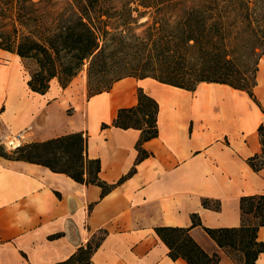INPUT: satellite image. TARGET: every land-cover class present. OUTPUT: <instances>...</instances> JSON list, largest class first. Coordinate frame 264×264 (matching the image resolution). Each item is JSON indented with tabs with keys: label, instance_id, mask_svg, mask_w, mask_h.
<instances>
[{
	"label": "crops",
	"instance_id": "obj_1",
	"mask_svg": "<svg viewBox=\"0 0 264 264\" xmlns=\"http://www.w3.org/2000/svg\"><path fill=\"white\" fill-rule=\"evenodd\" d=\"M30 78L21 56L0 48V144L18 135L25 143L83 131L88 156L100 159V177L115 186L103 193L46 165L0 156V264H55L99 229L107 234L94 264H189L169 255L156 227L191 226L194 214L202 223L190 229L197 242L218 252L220 264H237L203 226L240 225L241 196L264 193V167L249 163L263 147L261 67L254 87L259 103L246 90L214 81L190 90L125 76L89 95L84 72L65 87L52 78L45 93L33 90ZM139 87L159 111L158 135L143 143L149 156L136 162L141 130L103 123L136 105ZM258 262L264 264V252Z\"/></svg>",
	"mask_w": 264,
	"mask_h": 264
},
{
	"label": "trees",
	"instance_id": "obj_2",
	"mask_svg": "<svg viewBox=\"0 0 264 264\" xmlns=\"http://www.w3.org/2000/svg\"><path fill=\"white\" fill-rule=\"evenodd\" d=\"M0 48L25 60L29 85L41 93L52 78L65 87L86 68L89 95L110 89L125 76H150L190 90L201 81L226 83L259 103L254 87L264 56V0H0ZM138 99L136 105L120 108L112 124L103 123L141 130L136 162L149 156L143 143L158 135L159 111L157 100L142 87ZM259 133L262 151L249 158L256 170L264 167V125ZM87 144L88 135L76 131L9 151L0 144V156L46 165L79 182L100 185L106 193L115 183L100 177V159L88 156ZM203 204L220 207L208 199ZM240 207V225L203 227L237 264H260L264 193L242 195ZM198 224L194 214L191 226H157L156 231L173 259L220 264V254L207 252L191 235ZM106 234L99 229L55 264H94L93 254Z\"/></svg>",
	"mask_w": 264,
	"mask_h": 264
},
{
	"label": "built area",
	"instance_id": "obj_3",
	"mask_svg": "<svg viewBox=\"0 0 264 264\" xmlns=\"http://www.w3.org/2000/svg\"><path fill=\"white\" fill-rule=\"evenodd\" d=\"M22 135H18V137H13L11 139H8V141L5 143L6 147L9 149H14L16 147H18L19 145L23 144V142L21 141Z\"/></svg>",
	"mask_w": 264,
	"mask_h": 264
},
{
	"label": "rangeland",
	"instance_id": "obj_4",
	"mask_svg": "<svg viewBox=\"0 0 264 264\" xmlns=\"http://www.w3.org/2000/svg\"><path fill=\"white\" fill-rule=\"evenodd\" d=\"M117 1H119V0H117ZM143 19H145V18H143ZM138 31H141V29H139ZM131 39H132V35H129L128 40L130 41ZM28 63H30V62H28ZM31 65L33 66L32 63H31ZM82 72H84L87 75V69L86 68H84L80 73H82ZM87 79H88V77H87ZM5 148L7 151L12 150V149L7 148L6 146H5Z\"/></svg>",
	"mask_w": 264,
	"mask_h": 264
},
{
	"label": "bare ground",
	"instance_id": "obj_5",
	"mask_svg": "<svg viewBox=\"0 0 264 264\" xmlns=\"http://www.w3.org/2000/svg\"><path fill=\"white\" fill-rule=\"evenodd\" d=\"M260 67L262 68V70H264V56L261 59Z\"/></svg>",
	"mask_w": 264,
	"mask_h": 264
}]
</instances>
